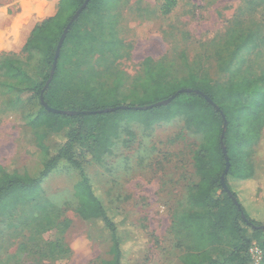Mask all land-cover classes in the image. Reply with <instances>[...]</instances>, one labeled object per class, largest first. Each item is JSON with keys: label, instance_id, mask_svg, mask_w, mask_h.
I'll return each mask as SVG.
<instances>
[{"label": "rangeland", "instance_id": "rangeland-1", "mask_svg": "<svg viewBox=\"0 0 264 264\" xmlns=\"http://www.w3.org/2000/svg\"><path fill=\"white\" fill-rule=\"evenodd\" d=\"M50 1L54 2L0 0V43L13 42L20 29L28 27L21 46L2 49L0 44V55L21 54L33 28L57 14L59 0ZM82 39L84 43L73 53ZM243 40H249L247 45L235 51ZM62 51V77H68L72 85L83 81L95 89L97 101L109 102L110 91L117 87L116 99L128 103L120 106H128L144 93L139 85L146 68L162 83L194 74L224 88L248 79L263 91L264 0H117L98 13L84 15ZM38 53L20 59L21 67L35 81H39L44 58V53ZM5 75L0 68V81H10ZM27 97L12 101L0 89V166L8 173L33 170L45 161L35 144L43 134L25 125L26 113L35 111V105L27 106ZM63 99L66 106H77L80 93H65ZM109 126L113 133L110 144L84 168L120 229L121 264H183L186 254L200 248L183 217L188 211V190L195 180L193 157L201 135L179 118L149 128L126 118ZM250 131L255 136L251 145L254 173L243 183L238 198L261 229L264 124L256 123ZM41 140L55 149L63 135L53 133ZM67 177L66 164L61 162L42 180L41 191L31 202L0 217V264L111 261L108 244L101 242V224L85 222L76 213L77 201ZM261 239L264 242V236ZM250 249L248 264H264V250L256 241ZM255 249L259 257H253ZM207 255L222 261L229 249H212Z\"/></svg>", "mask_w": 264, "mask_h": 264}, {"label": "trees", "instance_id": "trees-1", "mask_svg": "<svg viewBox=\"0 0 264 264\" xmlns=\"http://www.w3.org/2000/svg\"><path fill=\"white\" fill-rule=\"evenodd\" d=\"M45 3L54 1L42 0ZM86 0H59V9L54 17L47 18L37 24L31 31L30 38L22 49L21 54L0 55V68L5 69L10 81H0L3 95L12 101L22 95H28V104L35 111L26 113L25 125L30 131L43 134L35 140L37 148L45 157L44 162L36 164L32 170L23 173H8L0 166V217L13 212L19 205L33 200L41 191L42 180L54 171L61 162L66 164V173L73 197L77 201L76 213L85 222L101 224L104 238L101 242L108 244L111 261L107 264H121L123 259L120 229L110 216L109 208L95 193L84 164L100 154L104 147L110 144L113 136L109 128L116 120H138L145 127L157 122H168L175 118L184 121L195 133L201 135V143L194 152L195 180L192 181L186 197L188 211L183 221L192 229L196 245L193 253L186 254L183 264H248L249 249L254 241L264 250L261 237L264 231L259 229L260 223L250 218L239 202L243 183L253 177L254 169L251 157L252 139L251 127L264 124V90L254 87L255 82L242 79L241 82L227 87L200 79L194 74L177 82L162 83L154 80L155 73L146 68L144 78L139 85L144 93L137 97L133 105L144 107L163 101L179 90H197L207 96L214 104H209L202 96L190 92L179 93L171 103L149 110H116L125 114H89V115H60L47 111L41 101L50 109L73 112H92L101 109L118 107L121 103L115 92L110 91V101H97L95 89L83 81L72 85L68 77H62L64 70V45L74 38V32L79 20L86 14L98 13L101 8L117 0H90L77 20L71 25L63 42L57 60L53 77L50 71L57 43L72 16L80 9ZM168 13L167 11L164 14ZM249 40H243L235 49L238 51ZM84 43L80 40L76 49ZM47 47L46 51L44 50ZM33 51L43 55L39 81L21 67L20 59L32 54ZM149 60H146V64ZM49 82V83H48ZM48 83V86L46 84ZM65 93H80L77 106L68 105L63 99ZM250 96L247 101L243 97ZM97 99V100H95ZM14 106L13 109H17ZM226 130L223 145L229 162L225 174L226 162L220 148V136L223 119ZM53 133H61L63 141L55 149L50 148L41 138ZM58 135V134H56ZM224 176L226 189L222 188L221 177ZM236 201V203H235ZM264 207V204L261 205ZM36 209L44 211L36 206ZM45 213V212H44ZM242 214L244 218L242 217ZM182 221V220H181ZM256 226V227H255ZM225 247L229 255L222 261L210 259L207 253L212 249Z\"/></svg>", "mask_w": 264, "mask_h": 264}, {"label": "water", "instance_id": "water-1", "mask_svg": "<svg viewBox=\"0 0 264 264\" xmlns=\"http://www.w3.org/2000/svg\"><path fill=\"white\" fill-rule=\"evenodd\" d=\"M90 0H86L83 5L80 7V9L72 16L71 20L69 21V23L66 25L58 43H57V46H56V49H55V53H54V58H53V63H52V68H51V71H50V80L51 78L53 77L54 75V72H55V68H56V64H57V60H58V57H59V54H60V50H61V47L63 45V42L65 40V37L71 27V25L77 20V18L80 16V14L82 13V11L86 8L88 2ZM49 83V82H48ZM48 83L46 84V86H48ZM190 92H194L200 96H202L209 104H211L212 106H214V104L210 101V99L203 95L201 92L197 91V90H189V89H182V90H179L175 95H172L171 97L163 100V101H160V102H157L155 104H152V105H149V106H144V107H139V106H133V107H129V106H118V107H113V108H106V109H101L99 111H92V112H73V111H59V110H55V109H50L49 107H47L44 102H43V98L42 96L40 97V101L43 105V107L51 112V113H54V114H60V115H78V114H83V115H89V114H106V113H110V112H114L116 110H128V109H131V110H134V111H138V110H142V111H145V110H149L151 108H155V107H159V106H164V105H168L169 103L172 102V100L176 97V95H178L179 93H190ZM222 119H223V126H222V132H221V136H220V148H221V152H222V155L225 159V162H226V167H225V171L224 173L226 174L228 169H229V162H228V157H227V154H226V150L224 148V145H223V138H224V135H225V130H226V121L224 119V117L222 116ZM220 183L222 185V188L223 189H226V186H225V183H224V176L221 177V180H220ZM236 203V201H235ZM242 217L244 218L243 214H242ZM262 230H264V227H261Z\"/></svg>", "mask_w": 264, "mask_h": 264}, {"label": "bare ground", "instance_id": "bare-ground-1", "mask_svg": "<svg viewBox=\"0 0 264 264\" xmlns=\"http://www.w3.org/2000/svg\"><path fill=\"white\" fill-rule=\"evenodd\" d=\"M28 27H22L19 31V36L17 39H15L13 42H3L0 43L2 46L1 48L3 49H16L19 48L23 42V37L24 34L27 32Z\"/></svg>", "mask_w": 264, "mask_h": 264}, {"label": "built area", "instance_id": "built-area-1", "mask_svg": "<svg viewBox=\"0 0 264 264\" xmlns=\"http://www.w3.org/2000/svg\"><path fill=\"white\" fill-rule=\"evenodd\" d=\"M252 247H253V246H252ZM251 249H252V248H251ZM251 249H250V250H251ZM250 252L252 253V250H251ZM254 254H256V256H253V257H257V256L259 257V255H260L259 250L255 249V250H254ZM252 255H253V254H252Z\"/></svg>", "mask_w": 264, "mask_h": 264}]
</instances>
